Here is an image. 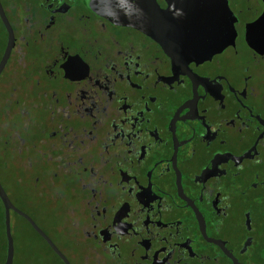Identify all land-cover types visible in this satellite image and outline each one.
I'll list each match as a JSON object with an SVG mask.
<instances>
[{
  "label": "flooded vegetation",
  "instance_id": "1",
  "mask_svg": "<svg viewBox=\"0 0 264 264\" xmlns=\"http://www.w3.org/2000/svg\"><path fill=\"white\" fill-rule=\"evenodd\" d=\"M101 2L0 0V170L48 230L27 215L69 264H264V55L244 38L262 2L227 0L234 44L206 59L141 30L211 13Z\"/></svg>",
  "mask_w": 264,
  "mask_h": 264
},
{
  "label": "water",
  "instance_id": "2",
  "mask_svg": "<svg viewBox=\"0 0 264 264\" xmlns=\"http://www.w3.org/2000/svg\"><path fill=\"white\" fill-rule=\"evenodd\" d=\"M105 1L106 6L114 7H148L153 6L157 8L156 0H89L92 8L101 6L100 2ZM263 4L264 0H260ZM170 9L185 10L192 13L207 12L216 16L212 21V26L201 29H191L187 31L184 28L166 27L161 29L147 28L141 30L147 36L155 39L165 50H171L170 55L174 56H193L199 58H210L216 53L222 52L229 45L234 44L236 31L233 27V21L229 18L232 16L228 7L227 0H169ZM102 3V2H101ZM103 5V4H102ZM134 12H142L147 10H132ZM155 13L158 10H153ZM191 13V14H192ZM0 20L6 28L9 37L8 42L0 59V74L9 58L11 48L13 45V34L7 20L5 19L2 6L0 4ZM200 33V34H199ZM245 42L247 46L258 55H264V11L252 23L245 27ZM182 40L181 43H177ZM186 40H192L194 45L186 44ZM175 41V42H174ZM0 201L4 210V234L6 238V256L3 264H13L14 258V244L11 235V221L10 213L13 212L23 218L31 228L45 241V243L53 250L63 261L64 264H69L63 257L50 239L41 231L24 212L17 209L10 201L8 195L0 184Z\"/></svg>",
  "mask_w": 264,
  "mask_h": 264
},
{
  "label": "trees",
  "instance_id": "3",
  "mask_svg": "<svg viewBox=\"0 0 264 264\" xmlns=\"http://www.w3.org/2000/svg\"><path fill=\"white\" fill-rule=\"evenodd\" d=\"M2 51V44H1V40H0V54ZM6 96H4L3 94H1L0 91V120H2L5 116V99L7 98V93H5ZM17 126L15 125H11V129L12 131H16ZM3 127L2 125H0V143H3ZM5 172H2V170H0V183L3 186L5 192L7 193L4 185H3V181H6L8 178L6 177V175H4ZM5 178V179H4ZM4 179V180H3ZM17 184V183H16ZM16 188V186H15ZM17 189V188H16ZM8 194V193H7ZM8 197L10 198L9 194ZM11 200V199H10ZM12 202V201H11ZM14 205V203H12ZM15 206V205H14ZM17 209H19L17 206H15ZM20 211H22L21 209H19ZM24 212V211H22ZM11 216L14 218V222L15 224L18 223V221L23 222V224L25 225L26 228V235L23 236L22 238H24L22 241H20L18 238L14 237V228L11 227V235L13 238V244H14V258H13V264H45V262H48V258L47 255H49V249L48 246L41 240L40 236L31 228V226L20 216H18L17 214L11 212L10 213V218ZM3 219H4V210H3V206L2 203L0 201V264H3L5 261V256H6V238H5V234H4V223H3ZM34 239H37L39 242L42 241V244L40 245V249L42 252V256L43 258H41L40 254H39V250L37 247H35L32 244V241ZM47 258V259H46Z\"/></svg>",
  "mask_w": 264,
  "mask_h": 264
},
{
  "label": "rangeland",
  "instance_id": "4",
  "mask_svg": "<svg viewBox=\"0 0 264 264\" xmlns=\"http://www.w3.org/2000/svg\"><path fill=\"white\" fill-rule=\"evenodd\" d=\"M253 1H257V0H247V2H250V5H252ZM256 9L260 10V8H256ZM0 40L1 41L3 40L1 27H0ZM240 49L244 54H246L247 56H250V53L245 46L240 47ZM262 62H264V58H263ZM259 85L261 86V90L264 93V64L259 70ZM4 175H6V177L8 179L6 181H3V185H4L7 193L9 194L11 201L14 203L15 206H17L19 209L24 211L26 214L31 215L32 218L34 217L33 219L36 220L37 218L34 215L35 213H33V211H29V209L27 208V205L29 207H31V205L34 203L33 200H29V198L27 196V194H28L27 191L30 192V194H32L31 195L32 197H34V191L32 189L28 190L29 184H27L25 182H23V183L17 182L19 174L16 171H13L10 173H5ZM15 186L17 189L15 188ZM13 219L14 218L11 216L10 221H11V227L14 228V237L18 238L20 240L23 236L26 235V228H25V225L23 224V222L18 221V223L15 224ZM35 222L38 225H40L42 228L48 230L47 227H49V226H48L47 222L43 223L39 220H36ZM23 239L24 238H22L20 241H22ZM32 244L38 248L39 254H40L41 258H43L42 252L40 249V245H41L40 242L37 239L33 238ZM47 258H48L49 264H55L52 262L49 255H47ZM45 264H48V263L45 262Z\"/></svg>",
  "mask_w": 264,
  "mask_h": 264
}]
</instances>
